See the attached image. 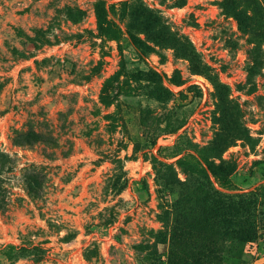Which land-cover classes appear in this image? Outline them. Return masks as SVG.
Returning <instances> with one entry per match:
<instances>
[{"label":"rangeland","instance_id":"1","mask_svg":"<svg viewBox=\"0 0 264 264\" xmlns=\"http://www.w3.org/2000/svg\"><path fill=\"white\" fill-rule=\"evenodd\" d=\"M0 151V264H264V0H0Z\"/></svg>","mask_w":264,"mask_h":264},{"label":"trees","instance_id":"2","mask_svg":"<svg viewBox=\"0 0 264 264\" xmlns=\"http://www.w3.org/2000/svg\"><path fill=\"white\" fill-rule=\"evenodd\" d=\"M96 16H97V25H98L99 35L101 37H106V38L113 39V40H119L120 28L118 24L116 23V21L108 16V10L105 7V2L100 1L97 4ZM11 161L12 160L9 155L0 151V170H2V167L6 165L7 163H11ZM209 169L211 170V173L215 177L218 178L216 166L211 164L209 166ZM222 178H225V181L231 182L230 178H227L226 176ZM2 183H3V178L0 175V210H4L6 206L5 205L6 201L3 198V193H2L3 191Z\"/></svg>","mask_w":264,"mask_h":264}]
</instances>
